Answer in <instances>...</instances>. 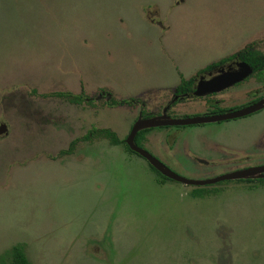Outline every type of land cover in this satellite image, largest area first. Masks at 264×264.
Masks as SVG:
<instances>
[{
  "label": "rangeland",
  "instance_id": "374dc122",
  "mask_svg": "<svg viewBox=\"0 0 264 264\" xmlns=\"http://www.w3.org/2000/svg\"><path fill=\"white\" fill-rule=\"evenodd\" d=\"M251 43H261L264 52V0H0L5 263L12 264L11 248L22 245L29 264H264L258 183L217 184L219 192L204 197L195 190L201 198L192 195V185L160 184L123 144L106 136L81 140L92 128L124 139L140 105L91 107L57 95L107 90L118 100L140 98L148 113L206 116L205 107H216L199 101L168 107V90L179 75ZM255 87L253 79L246 83L225 112L245 107ZM151 134L157 137L145 143L147 150L165 153L160 149L175 143L176 151L167 153L173 172L209 179L237 169L204 167L198 158H207L213 143L245 152L264 141V107ZM257 161L264 163V156Z\"/></svg>",
  "mask_w": 264,
  "mask_h": 264
},
{
  "label": "flooded vegetation",
  "instance_id": "af4514ba",
  "mask_svg": "<svg viewBox=\"0 0 264 264\" xmlns=\"http://www.w3.org/2000/svg\"><path fill=\"white\" fill-rule=\"evenodd\" d=\"M161 24V23H160ZM246 55L252 56L250 62L247 61ZM216 59V58H215ZM249 65L251 68V73L245 76L243 79L238 80L236 82H233V84L223 87L218 91H211L206 93H201V91L204 89H208L207 86L203 87L206 82L209 80H212L220 75H224L226 73H236L239 71V69L244 65ZM180 80L178 81V84L172 88H170L167 93V96L169 97L171 95V98L168 99V107H176L181 103H192L199 101V103L203 102V104L212 107H216L213 110H208L206 107L204 108L205 114H219L225 112V104L227 105L229 101L233 98L237 97L238 93H245V86L246 83L250 82L253 79V82L257 84V87L254 88V91L252 92V97L248 103L245 104L247 106L251 102H255L262 98L264 96V93L260 91V86L264 84V52H263V46L261 43L259 44H249L243 47L242 49L235 51L233 53H228L225 56L220 57L218 60H212L208 62L205 66L197 69L194 73L190 74L187 77L180 76ZM201 87V88H200ZM250 93V91H248ZM63 94L64 97L68 98L72 103H88L91 105V107H95V104L105 103L104 105L108 106H119L124 105L128 109L135 108V105H140V108L142 107L143 110L138 111L136 114V118L133 120L132 124L129 126L128 133L124 139H120L119 136H117L116 132L110 130L109 128H92L90 129L85 135L81 137V140L87 141L90 140L93 136H106L111 144L113 145H120L123 144L125 146L126 151L131 152V154L137 155L139 157H142L148 164V170L154 172V175L157 177V181L160 184H164L166 181H176L174 179H171L165 175H163L159 170H157L151 163L140 153L134 151L129 147V145L126 142V139L134 125V123L139 118H149L154 115H161V112H154L151 111L148 113V111L151 110L150 105H147L146 102L140 101V98L134 99H115L112 94H110L107 90H101L97 91V94L87 95L84 93L80 94H72L69 92H60ZM240 95V94H239ZM111 97V98H110ZM95 98V99H94ZM110 98V100H108ZM234 108L240 109L239 106H231ZM234 109V110H238ZM155 110V109H153ZM233 110V111H234ZM130 111V110H129ZM130 112H133L130 111ZM247 116V115H246ZM173 118V117H172ZM240 118V117H239ZM235 119V118H234ZM225 121V120H224ZM221 122V121H218ZM215 123V122H211ZM204 124V123H201ZM201 124H193V125H201ZM172 126H178V125H172ZM186 126V125H182ZM168 126H157V127H149L139 130L135 137H134V143L139 146L140 148L144 149L145 151L149 152L154 158H156L159 162H161L165 167H167L170 171L172 169L170 166H173V163L168 161L170 159L169 153L170 151L175 152L176 151V145L175 143L173 145H169L168 148L160 149L161 151L165 153H157L155 150H147L145 148V145L150 140L156 138V135H152L153 131L157 128L163 129ZM100 130H108L118 139V143H114L113 139L110 135L106 133L99 132ZM168 137V135H166ZM159 139V137H158ZM74 142V141H73ZM175 142V141H174ZM146 143V144H145ZM74 143L69 144V147L66 149V151L70 150L71 146ZM63 151V152H66ZM206 155L207 158H198L199 164L204 167H216V166H230L235 167L237 170H233L232 172L225 173L222 175H218L213 178L209 179H203L199 181L204 180H211L216 179L221 176L236 172V171H242L247 170L250 168H260L264 167V163L258 162L257 159H259L261 156H264V141H262L261 138L255 140L253 144L245 151L241 152L240 150H237L236 152H230L227 150V148L218 143H213L211 147H208L206 149ZM175 155V154H174ZM175 162V161H174ZM173 172V171H172ZM175 173V172H174ZM176 174V173H175ZM178 175V174H177ZM180 176V175H179ZM258 177L253 178L251 177H244V178H237V179H224V180H218L213 183H208L204 185H194V184H187L184 182H180L186 185H192L196 187L191 193L194 196V192L196 190V193L198 190H200V193H197V195H201V197H204L205 195H209L211 193H218L219 190L217 189L218 185H221L223 183H227L230 181H241V182H247V183H258L260 185L261 191H264V171L260 172ZM182 177V176H181ZM188 179V178H186ZM192 180V179H190ZM218 184V185H217ZM217 185V186H215ZM209 187V188H208ZM212 187V188H210ZM258 188V187H255ZM257 189H251L247 191H253ZM259 190V189H258ZM260 191V190H259ZM196 195V194H195ZM196 195V196H197ZM198 198H201L200 196H197ZM192 198V197H191ZM196 198V197H193ZM104 239H107V235H104L103 242L107 243L108 241H104ZM110 244V243H107ZM254 257H256V254H252ZM259 256V254L257 255Z\"/></svg>",
  "mask_w": 264,
  "mask_h": 264
},
{
  "label": "water",
  "instance_id": "95a60500",
  "mask_svg": "<svg viewBox=\"0 0 264 264\" xmlns=\"http://www.w3.org/2000/svg\"><path fill=\"white\" fill-rule=\"evenodd\" d=\"M251 73V68L249 65L244 64L238 72L231 73V74H224L220 75L212 80H209L206 82L203 87L208 86L206 90H202L201 93L211 92V91H218L223 87L229 86L233 84V82H236L238 80L243 79L245 76ZM201 88V87H200ZM264 107V96L260 98L259 100L253 102L250 105H247L243 108H240L238 110L234 111H226L224 113L219 114H209L206 116H197V117H190V118H169L166 116H153L149 118H139L133 125L126 142L129 145L131 149L134 151L140 153L142 156H144L150 163L153 165L157 170H159L163 175L174 179L176 181L184 182L187 184H194V185H204L208 183H213L218 180H224V179H237V178H244V177H251V176H257L260 174V172L264 171V167L260 168H250L247 170L242 171H236L224 176H221L216 179L211 180H190L186 179L184 177H181L174 172L170 171L167 167H165L161 162H159L156 158H154L149 152L145 151L144 149L140 148L134 143V137L136 133L144 128L149 127H157V126H172V125H193V124H201V123H211V122H218V121H224L234 118L243 117L246 115H249L251 113H254ZM7 131V127L5 123L0 124V134H3Z\"/></svg>",
  "mask_w": 264,
  "mask_h": 264
},
{
  "label": "trees",
  "instance_id": "16d2710c",
  "mask_svg": "<svg viewBox=\"0 0 264 264\" xmlns=\"http://www.w3.org/2000/svg\"><path fill=\"white\" fill-rule=\"evenodd\" d=\"M246 58H247V61L250 62L252 56L246 55ZM57 95L63 96L62 93H57ZM99 132L106 133V134L110 135L112 137L114 143L119 142L118 139L110 131L100 130ZM197 193H200V190H198ZM10 254H11V263L12 264H29V261L26 257V254L24 252L22 245H14L11 248ZM0 264H6L4 259L1 257H0Z\"/></svg>",
  "mask_w": 264,
  "mask_h": 264
}]
</instances>
